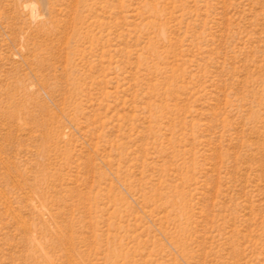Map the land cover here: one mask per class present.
<instances>
[{
  "label": "rangeland",
  "instance_id": "obj_1",
  "mask_svg": "<svg viewBox=\"0 0 264 264\" xmlns=\"http://www.w3.org/2000/svg\"><path fill=\"white\" fill-rule=\"evenodd\" d=\"M0 264H264V0H0Z\"/></svg>",
  "mask_w": 264,
  "mask_h": 264
}]
</instances>
